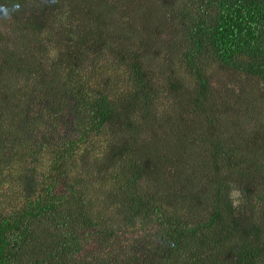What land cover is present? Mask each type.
Returning <instances> with one entry per match:
<instances>
[{"label": "trees", "instance_id": "trees-1", "mask_svg": "<svg viewBox=\"0 0 264 264\" xmlns=\"http://www.w3.org/2000/svg\"><path fill=\"white\" fill-rule=\"evenodd\" d=\"M0 264H264V0H0Z\"/></svg>", "mask_w": 264, "mask_h": 264}]
</instances>
